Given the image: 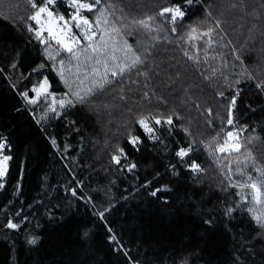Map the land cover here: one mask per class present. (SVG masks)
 <instances>
[{
  "label": "trees",
  "instance_id": "16d2710c",
  "mask_svg": "<svg viewBox=\"0 0 264 264\" xmlns=\"http://www.w3.org/2000/svg\"><path fill=\"white\" fill-rule=\"evenodd\" d=\"M176 5L185 15L175 24L159 15ZM101 7L109 24L94 38L99 53L85 43L77 61L37 38L30 0H0V142L11 157L0 177V264H264V227L254 218H264V204L238 186L264 179V0ZM52 8L73 10L70 0ZM86 15L94 22L98 13ZM149 17L151 30L137 23ZM210 28L211 45L202 35ZM133 53L142 62L112 76ZM45 77L71 105L52 111L35 97ZM104 79L112 82L98 88ZM141 118L153 119L155 139ZM228 119L241 130L239 152L217 150Z\"/></svg>",
  "mask_w": 264,
  "mask_h": 264
},
{
  "label": "snow or ice",
  "instance_id": "6c2138e0",
  "mask_svg": "<svg viewBox=\"0 0 264 264\" xmlns=\"http://www.w3.org/2000/svg\"><path fill=\"white\" fill-rule=\"evenodd\" d=\"M192 2L193 0H186L187 4H191ZM56 3H57V0H43L42 4L38 5L35 3V0H30L31 7L35 9V14L32 15L30 19L35 21L37 24H41V19H40L41 15L46 14L47 20L45 21V23H47L48 25L47 31H48L49 37L54 39L57 44L61 45L62 50L71 54L73 59L79 61L80 56L75 51V48L78 45H80L82 41L88 42V47L91 48L92 53L98 54L99 49L94 46V38L97 37V31H99L100 33L106 32L107 25L109 24V20L107 18L108 10L102 7L97 8V5L101 3V0H90V2H82V0H70V6L74 9V11L70 14L69 19H66L64 15L62 14L57 16L56 13H54V11L50 8V5H55ZM81 10H87L88 12H93L95 10V12L98 13L95 21L94 22L90 21L87 16L82 15ZM166 13L171 14V22L173 24H175V22L178 19H183L185 15V12L181 9L180 5H176L174 7H165L160 11L159 15L164 16ZM152 19H153L152 17H149L148 20H141V21H138L137 23H139L146 29L151 30L148 21ZM72 22H74V25ZM93 23H95V25L97 26L96 29H94ZM101 23L105 25L104 28H99ZM73 27L79 31L80 35H77V33L73 31ZM30 30H33V29H30ZM172 30L175 31V28H173ZM113 31H117L114 25H113ZM192 32L194 33L195 29H193ZM212 32H213V29L210 28L207 32H204L202 34L203 36L208 37L207 43L209 45H211L212 43V39H211ZM36 35L38 39L42 38V30L37 31ZM191 38L192 37L190 36V39ZM99 40L104 41V36L102 34L99 36ZM42 42L47 43V41H44V40H42ZM125 48L128 50H131V45L125 44ZM84 51H88V48H85ZM185 55L187 56L188 53L185 52ZM133 56L134 58L132 59L130 64L117 65V70L112 71L111 75L112 76H116L118 74L122 75L125 71H130L137 63L142 62L140 59V56L135 55L134 53H133ZM111 58L113 61L116 60L115 56H112ZM189 59H196V57L189 56ZM205 59H207V56H205ZM97 63H100V61L97 60ZM104 64H105L104 76L107 77L109 73V69L107 67L106 61L104 62ZM58 74L60 75L61 79L64 80L65 84H68V81L65 79V75H64V61L63 60L60 61V71L58 72ZM111 82L112 81L109 79H104L103 82L97 83L96 86L102 89L105 86V84H109ZM48 87L49 85H48L47 77H45L40 87L37 89H34L33 91L36 92L37 97L41 95L52 96V104L55 105L57 103V100L55 96L51 92L48 91ZM69 87L71 86L69 85ZM92 91L93 89L91 88L88 89V93H91ZM22 95L27 98L28 93L25 92ZM74 95L76 99L83 101L84 97L81 96L79 92L74 93ZM221 95H223V93H221ZM29 102L34 104L37 101L36 99H32ZM58 103L61 107H63L65 106V104L71 105L72 101L68 100L65 96V98H61L58 101ZM232 104L233 106L235 105L234 99L232 101ZM50 110L55 111V107H52ZM138 122L140 123L142 127L145 128L147 132L151 133L153 131V129L148 126L146 119L141 118ZM155 123L160 124L161 120L155 119ZM165 123L171 124L172 123L171 117L166 118ZM227 123L229 125H232L234 121L232 119H228ZM240 131L241 130L228 131L226 133V137L223 143L218 145L217 150L220 152H239L242 147L241 143L239 142V132ZM138 142H139V137L131 138V143L133 145H135ZM53 143H55V141H53ZM5 146H6V141L0 142V150H3ZM190 151H192L191 148L187 150L181 149L180 152L177 153V155L183 157L187 155L188 152ZM120 152L123 153V149H120ZM10 159L11 157L9 156H2V158H0V177L5 175L6 170H7V167H6L7 161ZM114 159L116 163L120 162L118 157H114ZM132 167H135V165H132ZM191 167L194 171H202L200 166L196 164L195 162L192 163ZM229 170L231 169L229 168ZM237 171H240L241 174H243V171L241 169H237ZM229 179L231 178L229 177ZM249 179L251 180V177H249ZM238 186L241 188H244V187L251 188L253 203L264 204V198H262L264 197V190H262V187H261V186H264V179L260 181V185H258L256 182H252L248 185L241 184ZM0 187H2V185H0ZM157 191H160V190L157 189ZM152 195H156V192H153ZM241 196L244 199H247V196L243 192H241ZM248 211L251 213L253 212V209L249 208ZM254 218L256 219L257 223H260L261 226L264 227V218H262L261 216H255ZM19 226L20 225L13 223L11 221H9L7 225V227L13 228V229L18 228ZM113 239H115V237H113ZM30 242L35 244L36 243L35 238H33Z\"/></svg>",
  "mask_w": 264,
  "mask_h": 264
},
{
  "label": "rangeland",
  "instance_id": "374dc122",
  "mask_svg": "<svg viewBox=\"0 0 264 264\" xmlns=\"http://www.w3.org/2000/svg\"><path fill=\"white\" fill-rule=\"evenodd\" d=\"M84 2H90V0H85ZM100 5V4H99ZM54 5H50V8L53 10V7ZM98 6V5H97ZM54 11V10H53ZM71 12L69 13V15L68 16H66V15H64V17L66 18V19H69L70 18V14L74 11V9L73 10H70ZM54 13H56L55 11H54ZM86 13H87V10H81V14L82 15H85V16H87L88 18H89V15H86ZM35 14V13H34ZM33 14V15H34ZM56 15L58 16V15H61V13H56ZM63 15V14H62ZM41 24H37L35 21H33L35 24H36V26H35V34H36V32L37 31H41L42 30V38H40L41 40H44V41H47L48 43H49V41H52V43H55V44H57L56 43V41L54 40V39H52L51 37H49V34H48V31H47V27H48V25H47V23H45V21L47 20V17H46V14H42L41 15ZM90 20V19H89ZM73 23V25H74V22H72ZM94 27V26H93ZM94 29H96L95 27H94ZM73 31L74 32H76L77 33V35H80V33H79V31L77 30V29H75L74 27H73ZM37 36V35H36ZM85 43H88V42H86V41H82L81 42V44L80 45H78V46H81V45H83V44H85ZM57 45H59V44H57ZM60 47H61V45H59ZM77 46V47H78ZM76 47V48H77ZM75 48V49H76ZM44 81V80H43ZM42 81V82H43ZM47 81H48V79H47ZM41 82V83H42ZM41 85V84H40ZM40 85H38V86H35V87H33V90L34 89H37V88H39L40 87ZM48 85H49V87H48V91L49 92H51L54 96H55V98H56V100H57V103L55 104V105H53L52 104V96H45V95H41V96H39V97H46L47 99H49L50 100V102H51V104H52V106L53 107H55L56 109H59L60 111H62L68 104H65V106H63V107H61L60 105H59V103H58V101L61 99V98H65V96L64 95H61V94H57L56 92H52L51 91V85L49 84V82H48ZM34 93H35V97H37V95H36V92L35 91H33ZM39 97H37V98H39ZM67 98V97H66ZM68 99V98H67ZM232 115V114H231ZM231 118H233V116H231ZM146 122H147V124H148V126L149 127H151L152 129H153V131L151 132V133H149V132H147L146 130H145V128H144V130L150 135V137L152 138V139H155L156 138V135H155V130H154V128L152 127L153 126V123H154V121H153V119L152 118H149V119H146ZM2 156H4L3 155V153H1L0 154V157L2 158ZM118 158H119V156H117ZM119 160H120V158H119ZM0 185H1V183H0Z\"/></svg>",
  "mask_w": 264,
  "mask_h": 264
},
{
  "label": "built area",
  "instance_id": "2783aa9c",
  "mask_svg": "<svg viewBox=\"0 0 264 264\" xmlns=\"http://www.w3.org/2000/svg\"><path fill=\"white\" fill-rule=\"evenodd\" d=\"M82 2H84V1H82ZM233 130H237L235 124L229 125V128L226 129L225 133H227L228 131H233ZM225 137H226V135H225ZM225 137H224V139H225ZM223 141H222V143H223Z\"/></svg>",
  "mask_w": 264,
  "mask_h": 264
},
{
  "label": "flooded vegetation",
  "instance_id": "af4514ba",
  "mask_svg": "<svg viewBox=\"0 0 264 264\" xmlns=\"http://www.w3.org/2000/svg\"><path fill=\"white\" fill-rule=\"evenodd\" d=\"M2 153V151L0 150V154ZM5 156V155H4ZM1 158V157H0Z\"/></svg>",
  "mask_w": 264,
  "mask_h": 264
}]
</instances>
